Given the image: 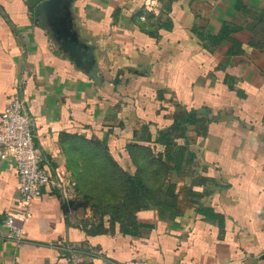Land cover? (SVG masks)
Segmentation results:
<instances>
[{"label":"crops","instance_id":"0c3cea01","mask_svg":"<svg viewBox=\"0 0 264 264\" xmlns=\"http://www.w3.org/2000/svg\"><path fill=\"white\" fill-rule=\"evenodd\" d=\"M39 1L0 0V113L21 90L50 175L24 206L0 159V264H264V0H74L90 73ZM117 168L146 206L116 207Z\"/></svg>","mask_w":264,"mask_h":264},{"label":"built area","instance_id":"2783aa9c","mask_svg":"<svg viewBox=\"0 0 264 264\" xmlns=\"http://www.w3.org/2000/svg\"><path fill=\"white\" fill-rule=\"evenodd\" d=\"M0 159L14 165L20 202L24 206L50 181V175L42 165V150L35 142L33 119L21 90L13 94L10 103L0 113ZM28 216L30 214L24 213V217ZM3 224L9 241L15 244L25 241L22 220L17 221L14 214H8Z\"/></svg>","mask_w":264,"mask_h":264},{"label":"water","instance_id":"95a60500","mask_svg":"<svg viewBox=\"0 0 264 264\" xmlns=\"http://www.w3.org/2000/svg\"><path fill=\"white\" fill-rule=\"evenodd\" d=\"M74 0H40L34 7L35 20L46 28L59 50L74 64L90 73L96 65L94 46L80 37L74 27ZM264 259V253L261 255Z\"/></svg>","mask_w":264,"mask_h":264},{"label":"trees","instance_id":"16d2710c","mask_svg":"<svg viewBox=\"0 0 264 264\" xmlns=\"http://www.w3.org/2000/svg\"><path fill=\"white\" fill-rule=\"evenodd\" d=\"M112 172V171H111ZM105 173V177L108 179L110 178H114V184H115V188L118 190L119 193L121 194H129L131 193L130 197L131 200H127V201H122V202H118L119 204L116 205V207L118 206H124L126 204H133V208L134 207H141L144 206L146 203V198H148L149 196L151 197L152 194H154V192L156 191L157 188L150 187L147 186L143 183V177L137 174L134 175H128L125 174L124 172H122L121 170H119L117 168L116 172L111 173L108 170H104L102 171V175ZM153 188V190H152ZM143 198V199H142ZM145 198V199H144ZM146 206V205H145ZM135 218V217H134ZM147 226V224H143L139 221H132L131 223V231H128V233H130L131 235H137L138 229L141 226Z\"/></svg>","mask_w":264,"mask_h":264}]
</instances>
